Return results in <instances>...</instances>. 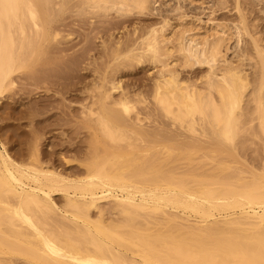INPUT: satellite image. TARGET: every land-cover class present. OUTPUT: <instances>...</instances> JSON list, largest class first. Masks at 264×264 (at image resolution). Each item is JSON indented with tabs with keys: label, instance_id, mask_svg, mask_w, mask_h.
I'll use <instances>...</instances> for the list:
<instances>
[{
	"label": "bare ground",
	"instance_id": "bare-ground-1",
	"mask_svg": "<svg viewBox=\"0 0 264 264\" xmlns=\"http://www.w3.org/2000/svg\"><path fill=\"white\" fill-rule=\"evenodd\" d=\"M188 1L195 3L200 0ZM160 2L163 1L0 0V97L15 85L12 76L16 72L30 71L40 65L48 49L56 50L59 56L66 51L63 45L59 46V27L63 26L66 13L77 12L91 17L112 14L119 18L131 13L146 16L159 12L156 9H160ZM171 5V13L174 15L176 11V16L184 22L183 13H178L182 11H179L182 9L180 4ZM167 21L168 18L162 21L161 26L149 31L147 23V29L143 30L148 31L147 35L141 31L146 37L134 48L127 49L123 61L131 58L132 62L139 64L147 58L149 64L152 61V67H156V62L161 63V70L158 66L159 69L155 71L159 79L154 78L155 84L150 95L153 110L181 132L167 135L161 131L150 133L144 129V120L136 112L138 109L135 110L138 108L136 104L143 101L133 99L136 96L129 97L128 93L131 92H126L128 88L123 90L120 83L115 84L112 81L115 80L113 71L114 74L110 72L111 77L106 76L110 80L113 78L107 83L109 85L113 82L109 89L101 90V86H96L99 82L96 85L93 82V88L101 90L98 104L90 100L93 103L90 102V106L81 105L84 118L95 131L92 156L88 162L82 163L85 173L81 177L69 171L71 166L61 171L46 164L44 160L49 155L46 151L42 154L38 148L40 138L35 132H31L32 142L26 152L19 153L17 147L15 149L18 151L16 153L14 150V155L9 152L1 134L0 264H264V160H261L263 164L260 173L231 166L238 163L235 161L238 145L235 142L245 131L249 132L248 138L261 142L264 152L263 45L256 32L257 36L250 34L253 36L250 41L254 54L260 59L257 61L253 54L245 50L248 42L245 45L243 37L248 33L244 24L233 25L235 28L232 31L212 19L204 21L194 17L187 20L188 25L185 21V26L179 21L183 26L178 27V30L170 25L171 31H175L169 37L165 35V29L170 24ZM100 25L103 26L101 21ZM117 26L119 28V24ZM249 27L251 29V24ZM113 34L112 31L110 36ZM71 36L69 32L63 38L70 40ZM111 37L115 38L114 35ZM233 38L236 40L233 41L234 48L238 50L234 51L239 52V55L236 54L237 61L232 56V61L237 62L234 65L227 58L228 51L233 47L230 48ZM111 40H107L106 44ZM119 41L117 39L112 50V46L109 47L111 59L115 62L122 59L119 58ZM88 42L91 43L89 39ZM121 45L123 48V42ZM85 56L86 53L83 59ZM169 60L176 67L170 65ZM244 60L247 61L245 64H252L254 75L260 65V80L253 79L257 83L251 82L250 70L245 68L249 65H243ZM177 67L187 73L193 70L195 73V69L200 72V68L206 70H201L203 73L199 78L198 72L197 80L192 79L191 73V80L190 77L186 78L188 74H179ZM113 70L117 72L116 68ZM67 79L61 78L62 81L56 83ZM120 79L118 82L122 81ZM117 89L119 95L115 93L117 97L113 98L111 92ZM92 90L88 93L85 91L94 95ZM40 96L36 99H40ZM95 105L97 109H94ZM19 111L15 112L19 114ZM50 117L44 121L53 125L49 121ZM16 127L15 134H18ZM19 132L23 134L24 130ZM248 142L249 139H246L243 145H248ZM67 143L70 144L69 140ZM240 143L239 150H242L243 145ZM161 146V150L156 149ZM203 150L210 155L211 164L214 163L210 168L203 167L181 177L174 176L168 169L170 164L180 158L191 161L194 154ZM180 152H184L183 157H180ZM219 155L229 160H217ZM71 162L67 159L66 164ZM102 205H108V211L120 216L117 218L120 219V225H109L102 221L105 213ZM93 211L99 214L97 220L91 218Z\"/></svg>",
	"mask_w": 264,
	"mask_h": 264
},
{
	"label": "rangeland",
	"instance_id": "rangeland-1",
	"mask_svg": "<svg viewBox=\"0 0 264 264\" xmlns=\"http://www.w3.org/2000/svg\"><path fill=\"white\" fill-rule=\"evenodd\" d=\"M161 1H163V2H160L162 4L158 5L160 7L156 6V8L158 7L161 9V10L160 9H156V10H158L159 12L161 11V12L159 13V12H156L154 10L155 13L154 12L153 13L155 15L151 14L153 16H151L149 14H146V16L145 15L138 16L136 13H133V14L131 13V14H128L129 16L128 15H122V16H126V17L119 16V18L112 16V14H108L107 16H103L102 14H98L97 15L98 17L97 16L91 17L89 15H86V16L85 15H79L77 12H71V13L69 12V13H66L64 15V19L62 21V22H64L63 26L59 27V33L61 35V37L59 38L61 45H59V46L63 45L62 47L66 48V51H63L62 56H59V54L56 50L48 49V51L46 52L45 57L43 58L40 65L35 66L30 71L22 70V71L16 72L14 74V76H12V78L15 82V85L12 88H9L7 91H5L3 93V96L0 97V135L1 134L3 135V136L1 135L2 139L5 142L8 150L11 154H13V155L16 154L18 150H19L18 151L19 153L20 152L21 153L26 152L28 146L30 145V142H32L31 132L33 131L37 135H39V138H40L38 141V143H39L38 148L41 150L42 154H43V152L46 151V153L49 155L48 157L45 155L47 157V159L44 160L46 162V164H49V166L53 165L55 168H57L61 171H63L64 167H70L71 166L69 168V171L71 173H73L74 176L81 177L85 173L84 167L82 166V163L88 162L92 156L91 146H92V143L94 141L93 139H94V133H95L94 129L89 124L87 119L84 118V115L82 114L83 109H82L81 105H84V106L89 105L90 106L93 103L98 104L99 99H100V91L104 88L109 89L110 88L109 85L113 82L114 83L116 82L115 84H118V85L120 83L119 86L123 90L128 88L130 91L126 90V92L127 91L131 92V93L127 92L129 97L131 95H132L131 97L136 96L133 99H135V100L139 99V100L143 101L141 104H136L138 108H136L135 110L138 109L136 112H138L139 115L141 116V118L144 120L142 123L144 129H146L150 133L161 131V133H166L167 135L169 133H172V132L180 133L181 131L179 129L177 130V128L171 127L170 122L167 119L163 118L156 111L153 110V103L151 101L152 99L150 98L151 97L150 95L153 91L154 84H155V81H153L154 78L156 77L155 80L159 79V76H157L155 74V71H157L156 69L158 68L159 65H161V63L159 64L158 62H156L155 64H157V65L155 67L154 66L155 64L153 62V66L155 67L154 68V67H152V64H151L152 61L149 64L148 63L149 61H147L148 60L147 58L142 59L141 62H143V60H146L147 62L146 61H145L146 63L140 62L139 63L140 65L135 60H134L135 62H132L133 60L131 58H125V61H123L124 60L123 54L126 53L127 49H131L132 47L134 48L136 45H138V42L140 43L141 40L146 37L144 34L147 35L148 31L151 28H155V27L158 28L159 26H161L162 21L167 19V18L169 21V22L168 21L167 22L170 24L167 25L168 30H167V28L165 29V35H167L169 37H170V34L173 35V33L176 29L178 30L179 28H181L184 25L185 21H186V23L187 22L189 23L191 18H194V17H199L200 19H202L204 21H206L208 18L212 19L217 23L224 24L228 29H230L232 31L235 28V26L233 28V25H237L239 23H241L242 25L244 24V26L246 27L247 33L249 34V36L247 34L243 37L246 41L243 43L246 45V43L248 42V44H247L248 47L247 48L245 47V50L248 51V53L253 54L255 59H257V61H260L259 57L256 54H254V48H253V45L251 43L253 36H251V35L257 36V34H258V37H259L258 39L262 43L261 46L263 45L262 46V50H263L264 49V1H259V0H239V1L238 0H223L224 1V3H223V1L218 0L220 3H223L222 5L220 3L217 4V2H218L217 0H200V1L195 2V3H190L188 0H178V2L176 0H161ZM199 2H202V3L200 4ZM239 2H240V4H239ZM176 3L180 4V8H182V9H179V11L180 10H182V11H180V12L177 11V12L179 14L183 13L182 14L184 16L183 19H185L184 22L182 20H179V17L176 16V14H177L176 11H174L175 12L174 15H173V13H171V11H172L171 10L172 8L170 7V6H172L171 4L176 5ZM156 13H157V16H156ZM184 14L186 15V17ZM160 15H162V16H160ZM240 15H241V17H240ZM163 16H166L167 18H164ZM86 17H87V19H86ZM74 18H76V19H74ZM88 19H90L92 21H90ZM94 19L96 20V22H94L95 21ZM97 19H102V20H98L99 21L98 22ZM188 19H189V21H187ZM239 19H241V20H239ZM178 20L180 22H183V25L180 24V22ZM237 20H239V21H237ZM100 21H101V23H103V26L100 25ZM159 21H160V23H159ZM243 21H244V23H242ZM105 22H107L109 25L106 24ZM152 22L154 25L152 24ZM154 22H156V23H154ZM247 22H248V24H247ZM80 23H81V25H80ZM95 23H99V25L95 24ZM147 23H149V24H147ZM186 23H185V25H186ZM188 23H187V25H188ZM118 24H119V28L117 26ZM146 24H147V28L150 27L149 29L146 28ZM150 24H152V26H150ZM250 24H251V29L249 27ZM64 25L66 26V28ZM97 25H98V27H97ZM170 25L173 26V29H175V27H176V29L171 31L172 27ZM84 26H86V27L84 28ZM107 26H109L110 28ZM63 27H64V29H62ZM67 28H68V30H67ZM97 28H98V30H97ZM99 28H100V30H99ZM144 28L147 29L148 31H146V30L143 31ZM70 29L73 33L70 31ZM79 29H80V32H79ZM92 30H93V32H92ZM202 30L204 31V28ZM66 31H67V33H66ZM95 31H97L98 34H96L97 32L95 33ZM112 31L114 33L113 35L115 36V38L113 37V39L114 40L116 39L114 41V43H113V39L111 37L113 35L110 36V34H112ZM141 31H143L144 34ZM251 31H253V32H251ZM69 32L72 34L73 37L71 36L70 37L71 39L70 40L66 39L67 40L66 41L63 37L66 36ZM88 32L90 35L88 34ZM91 32L96 34V35L92 34ZM171 32H173V33H171ZM254 32H256L257 34H255ZM77 33H79V34H77ZM91 34L94 36H92ZM77 35H79L80 37H78ZM100 35H101V37H100ZM131 36H133L135 38H132ZM96 37H99V38L97 39ZM109 37H111V38H109ZM101 38H105V40H102ZM125 38H127V39H125ZM62 39H63V42H62ZM88 39L90 40L91 43L88 42ZM99 39H101V41ZM106 39L107 40L112 39L111 40L112 43L110 41H108L111 43V45H108L110 43L106 44V42H107ZM117 39H118V41L120 40L118 43L121 42L120 46H119V47H121V48H119V52H120L119 58L122 57V59L121 60L119 59L117 62H115L111 59L112 54L110 51L114 48L113 45L115 46V44L117 43ZM233 41L236 42V40L233 38V40L230 41L231 42L230 43L231 46L229 45L230 48L235 43ZM249 41H250V43H249ZM122 42L124 44L123 48L121 45ZM129 42H130V44H129ZM92 43L94 45H92ZM101 44H103L102 48H105L104 50L101 48V46H100ZM86 46H87V48H86ZM89 46H92V47H89ZM93 46H95V47L93 48ZM110 46H112L111 50L109 48ZM243 46H242V48L244 50ZM84 47L86 50L83 49ZM90 49H92V50H90ZM94 49H95V51H94ZM235 49L237 50V48H234V45H233V47L228 51L227 58H229L230 60L227 59V61L228 60L231 62H233L234 60L237 61L236 58H238L239 52L235 53L238 51V50L234 51ZM233 51H234L236 57L234 56ZM85 53H86V56H85L86 59L85 58L83 59ZM236 54H238V55H236ZM232 56H233L234 60H233ZM262 56L264 58V50L262 52ZM69 59H71V60H69ZM113 62H114V64L112 65ZM166 62H168V60ZM246 62L247 61L244 60L243 65H245V66L249 65V67H245V66H243V67H245L246 69L249 68L250 71L247 69L249 71V75H250L249 78L251 77L252 80L256 79V81L260 80V69H259L260 65H259L257 71L256 72L254 71L255 74L257 75V77H256V75H254V73L252 74V71H251L252 70V68H251L252 64H249L250 62L245 64ZM62 63H63V65H62ZM169 63H171L170 65H174V62L172 64V60H169ZM236 63L233 62L232 65H234ZM136 64L139 65L140 67H138ZM144 64H145V66H143L144 68L141 67ZM240 64H242V62ZM57 65H58V67H57ZM68 65H69V67H68ZM119 65L122 66L126 72ZM75 67H77L78 69ZM113 67L116 68L117 72L115 70H113L114 69ZM174 67H176V65H174ZM36 68H38V69L36 70ZM70 68H72V70ZM111 68H113V69H111ZM43 69H44V71H43ZM175 69L176 68H174V70ZM178 69L180 72L178 71ZM178 69H176V71L179 72V74H181V73L185 74V75L188 74V76L186 75L187 76L186 78L190 77L189 79H191V76H192V79H194V80H195V78L197 80V75H199V74H200V76H198V78L201 77V74L203 73V71L206 70L205 68H202L203 71H201L202 69L200 68V72H199V70L197 71V69H195L196 70L195 73H194V70L189 71V73H187V71L185 72V71L181 70L180 68H178ZM38 70H40V71H38ZM65 70H67V71H65ZM160 70H161V67H160ZM113 71L115 74L112 73ZM110 72L115 75V76L112 75L113 78L115 77V80L113 78H111V80L113 79L112 80L113 82H111L108 85L107 83H109L111 81L109 79L111 77ZM128 72L130 75L126 74ZM158 72H159V70H158ZM158 72H156V73H158ZM198 72H199V74H198ZM49 73H50V75H49ZM52 73H54V75ZM62 73H64V74H62ZM191 73H192V75H191ZM85 74H87V75L85 76ZM124 74H125V76H123ZM107 75H110V77L108 76L109 78L107 77L108 79L106 78ZM185 75H183V77H182L183 79H184ZM189 75H191V76H189ZM252 75H253V77H252ZM52 76H53V78L57 77L58 79L59 78L60 79L59 80H57L56 78L53 79V78H51ZM72 76H74V77L72 78ZM193 76H196V77H193ZM65 77H67V78L69 77V78L67 79ZM76 77L78 78V81H77ZM16 78L18 79V81ZM61 78L69 80L70 83L67 80H63L64 82H61V83H56V82L62 81ZM40 79L43 81H41ZM79 79H81L82 81L81 80L79 81ZM105 79H106V81H105ZM119 79H120V81L121 80L122 81L118 82ZM85 80H86V82H85ZM254 80L251 82L253 83ZM103 81H105V82L103 83ZM66 82H68V84ZM93 82H94V84L96 82H99L98 85H96V84L95 85L101 86L100 91H98V90L96 91L93 88V85H94ZM65 83L67 84L66 86H65ZM81 84H82V87L80 86ZM105 84L108 86L106 87ZM121 84L123 87H121ZM87 86H92V87H87ZM75 88H77V89H75ZM92 88H93V90H95V92L92 90ZM85 90L87 91V93L90 92V90H92L91 93H93L94 95L87 94ZM29 91L31 94L28 93ZM83 91H85V93L87 95ZM114 91L115 90H113L111 92L112 93L111 95H112V97L114 95L113 98H116L117 95H119V93H118L119 89H117L115 92ZM134 92H136V93L139 92V94L138 93L136 94ZM40 95H42V96L44 95V97H41ZM71 95L72 96L74 95L76 97L78 95L79 96L77 98L76 97L72 98ZM88 95L90 96V99H88L89 98ZM39 96L41 98L40 99L38 98V100H37L36 98ZM85 98L87 99V101ZM92 98H94V99H92ZM19 99H22V100L20 101ZM34 100H35V102H34ZM90 100L91 101L94 100L95 102L92 101L93 102L92 103ZM47 101L49 103L48 105H46ZM78 102H80L79 103L80 105L78 104ZM82 102L83 103L85 102L86 104H83ZM90 102H91V104H90ZM33 103H34V105H33ZM75 103L78 105H76ZM143 103L144 104L146 103V105H144ZM36 104H37V107H36ZM71 104H74L73 105L74 107ZM30 105H31V107H30ZM43 105H44V107H43ZM148 105H149V107H148ZM244 107H245V109L247 108V106H244ZM42 108H44V111H46V113H44V114L41 113V112H44V111H41ZM94 109H97V105H95ZM15 111L16 112L19 111V114H17ZM32 116H34V117H32ZM35 116H37L38 118ZM41 116H42V118H41ZM47 117H50L49 121L51 123H53V125H49L48 122L45 123L44 120ZM28 120H30V121H28ZM60 123H61V125H60ZM15 124H17L18 126ZM67 124H69V126H67ZM13 125L15 127L17 126L16 129H17V133L19 135L21 134L19 131L23 132V130H24L23 134H21L20 136L18 134H15L16 130H15V127H13ZM29 125L31 126L30 128H29ZM12 130H15V131L13 132ZM11 131H12V133H11ZM10 133L12 136L14 133L13 138L10 135ZM16 135H18V136H16ZM64 135L66 138L64 137ZM248 135H249V132L245 131L236 140V142H235L236 144L239 145V143L242 142V144L241 143L240 144L243 145V142L245 143L246 139H249V142H248L249 144L248 145L244 144L245 146L243 145L242 150L241 149L239 150V146L236 145L237 149L235 150V156H236L235 161L238 163L237 164H231V166H232V168L239 167V169H242L245 171H254V172L260 173L262 170L261 164H263V162L261 160H264V152L262 150V145H261L260 141L257 142V139H251L250 137L248 138ZM15 136L19 137V138H16ZM246 136H247V138L244 139ZM242 137H244L243 139L245 141L242 139ZM14 138H15V140H14ZM67 140H69L70 144L67 143ZM254 140H255V142H254ZM253 142L256 143L255 144L256 148L253 145L254 144ZM166 146H167V144H166ZM246 146H248V147L246 148ZM17 147L19 148L18 150L15 149ZM156 149L161 150L162 146L159 148H156ZM255 149H256V151H254V152H256V153L252 152ZM14 150L16 151V153H14L15 152ZM49 152H51V153H49ZM174 153L177 154V151H174ZM180 153H181L180 157H183L184 152H180ZM67 159L72 160V162L69 165L66 164ZM216 159L220 160V161H224L226 159L229 160L224 155H219L218 157H216ZM58 163H60V164H58ZM212 164H214V163L212 162ZM212 164L210 161V155L207 154V152L203 150V151H198L196 154H194L191 161H186L183 158H180L179 160H177L173 164H170L168 166V169L174 173V176L181 177L183 174H185L187 172H195V171H198L197 169H201L203 167H204V169L205 168L208 169L212 166ZM174 169H176V170H174ZM72 171H74V172H72ZM234 171L237 172L238 170L235 169ZM102 207L105 209V213H104L103 217L101 218L102 221H104L105 223H107L109 225H112V224L116 225L118 223L120 225V221H118L120 219H117V218H120V216H118L117 214H115L113 212L108 211L109 210L108 205H102ZM114 216H115V218H114ZM91 218L93 220H97L99 218V214L97 213V211L92 212Z\"/></svg>",
	"mask_w": 264,
	"mask_h": 264
}]
</instances>
